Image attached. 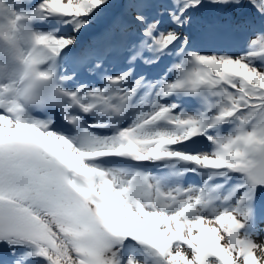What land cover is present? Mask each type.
Returning <instances> with one entry per match:
<instances>
[{"label": "snow or ice", "instance_id": "6c2138e0", "mask_svg": "<svg viewBox=\"0 0 264 264\" xmlns=\"http://www.w3.org/2000/svg\"><path fill=\"white\" fill-rule=\"evenodd\" d=\"M35 5L52 83L43 118L0 105V264H264V0Z\"/></svg>", "mask_w": 264, "mask_h": 264}, {"label": "clouds", "instance_id": "9594fccd", "mask_svg": "<svg viewBox=\"0 0 264 264\" xmlns=\"http://www.w3.org/2000/svg\"><path fill=\"white\" fill-rule=\"evenodd\" d=\"M40 14L32 0H0V105L28 114L42 111L37 98L52 83L41 75V65L29 62L41 47L36 28Z\"/></svg>", "mask_w": 264, "mask_h": 264}, {"label": "bare ground", "instance_id": "6f19581e", "mask_svg": "<svg viewBox=\"0 0 264 264\" xmlns=\"http://www.w3.org/2000/svg\"><path fill=\"white\" fill-rule=\"evenodd\" d=\"M32 3L35 4L36 3V0H32ZM36 27L38 29H43L44 27H46L45 25L43 24H37ZM88 36V37H87ZM87 37V38H86ZM84 39V42L80 45V41ZM91 39V36L90 35H85L83 37H81L78 41V45H77V48H80V47H83L85 43H87L89 40ZM119 67L120 65H116L115 67L111 68L110 70L111 71H119ZM85 80H87V78H84ZM96 83H99V82H96ZM195 105L194 104H189L188 105V108L189 107H194ZM189 110H191L189 108ZM37 115L41 116V118H43V115L38 113L37 112ZM129 122V121H128ZM127 121L123 122L122 126H126ZM227 125L224 126V128H226ZM228 129V127H227ZM173 147H180L179 145H176V146H173ZM162 162H157L156 164L154 165H149L148 168L149 170L153 171L155 174H159V173H162V172H166L167 169L166 168H163L161 170H155L153 169V166H156L158 164H160ZM201 178L194 175V174H186V176L183 178V181L182 183L184 184V186H188L189 184H199L201 183ZM253 241L254 243H256L258 245V249H257V255H262L264 254V223H258L257 224V234L255 236H253Z\"/></svg>", "mask_w": 264, "mask_h": 264}, {"label": "rangeland", "instance_id": "374dc122", "mask_svg": "<svg viewBox=\"0 0 264 264\" xmlns=\"http://www.w3.org/2000/svg\"><path fill=\"white\" fill-rule=\"evenodd\" d=\"M65 2H66V0H65ZM36 3H37V0H36ZM252 11L254 12L255 10L252 9ZM87 37H88V36H87ZM87 37H86V38H87ZM85 44H86V43H85ZM189 108L191 109V107H189ZM227 127H228V129H227ZM227 127L223 129V131H224L225 133H227L228 131H230V126L227 125Z\"/></svg>", "mask_w": 264, "mask_h": 264}]
</instances>
